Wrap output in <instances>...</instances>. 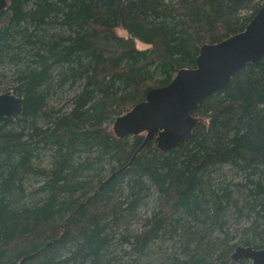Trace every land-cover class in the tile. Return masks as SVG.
<instances>
[{
  "label": "trees",
  "instance_id": "trees-1",
  "mask_svg": "<svg viewBox=\"0 0 264 264\" xmlns=\"http://www.w3.org/2000/svg\"><path fill=\"white\" fill-rule=\"evenodd\" d=\"M263 3L8 0L0 12V69L15 66L12 91L23 97V110L0 122V264L24 257L23 264H142L137 257L152 241L179 229L188 252L200 249L198 227L220 222L231 202L246 201L264 218V56L200 101L190 140L167 151L152 139L136 153L145 132L120 136L106 124L194 68L203 45L243 31ZM78 83L70 109L54 113L51 96ZM43 149L52 158L47 170L34 165ZM225 166L244 175L236 196L217 183ZM32 172L47 175L36 189L43 196L21 203ZM153 195L158 209L146 229L130 233ZM119 238L135 258L115 255ZM255 238L253 247L264 248ZM234 247L218 261L191 253L169 264H226Z\"/></svg>",
  "mask_w": 264,
  "mask_h": 264
},
{
  "label": "water",
  "instance_id": "water-1",
  "mask_svg": "<svg viewBox=\"0 0 264 264\" xmlns=\"http://www.w3.org/2000/svg\"><path fill=\"white\" fill-rule=\"evenodd\" d=\"M7 5L8 0H0V12ZM263 56L264 3L243 31L203 45L194 68L179 70L169 83L150 89L144 101L119 115L114 123L116 133L125 136L145 132L146 138L136 153L152 139L163 151L189 141L197 121L191 111L203 99L225 89L240 69ZM22 110V96L12 90L0 92V122H13ZM232 257L264 264V248L237 246Z\"/></svg>",
  "mask_w": 264,
  "mask_h": 264
},
{
  "label": "rangeland",
  "instance_id": "rangeland-1",
  "mask_svg": "<svg viewBox=\"0 0 264 264\" xmlns=\"http://www.w3.org/2000/svg\"><path fill=\"white\" fill-rule=\"evenodd\" d=\"M1 25V23H0ZM120 35L127 36V32L118 29ZM139 48H147L149 45H146L140 41H137ZM14 69L15 66L12 64H4L0 69V92H5L7 90H12L14 81ZM81 84H77L75 87L65 86L60 89L55 95L51 96L49 100V107L52 108L53 112L57 111H66L70 109L72 105V99L77 91V88ZM78 86V87H77ZM125 114V113H124ZM117 118V117H115ZM108 121L106 124L110 127L113 126L116 119ZM40 156L34 160V165L37 168H43L45 170L50 169L52 166V158L50 155V150L43 149ZM104 167V177L108 176L111 173V165L108 164V161L105 160L102 164ZM47 175L42 173H29L24 182L25 196L21 198V203H32L40 199L43 196V193L36 192V189L41 185L45 180ZM244 175L243 173L235 174L230 167L225 166L222 171V176L219 177V181H222L223 187L225 190H232L233 195L239 192L237 190V183L241 182ZM222 191V190H221ZM246 193V192H245ZM248 202V201H247ZM229 204L224 211V214L221 216V221L218 222L221 226L207 222L198 227L199 231H202V244L201 248L198 250H193L188 252L184 248V241H182L181 234L182 229H179L175 233H167L162 237H159L152 241L147 247L145 252L138 256L137 259L140 260L142 264H169L172 259L183 260L186 257H189L190 254L202 255L206 259L208 258L209 262L219 260L220 254L225 252V250L231 246L235 245L233 250L230 253L231 258L226 264H241L240 260H235L232 258L237 246H247L245 241L248 239L251 241V246H254L255 242L264 240V218L258 215L255 211L253 212L250 208V205L245 202H240L238 206H235L233 202ZM238 207V208H237ZM158 209V199L156 195L151 196L144 207L139 209L138 216L131 222L128 226L130 233L137 234L146 229V220L151 218L154 212ZM210 221V220H209ZM197 228V227H195ZM258 233V234H257ZM133 239V238H132ZM196 240L191 244V247L196 246ZM207 243H212L210 249L206 250ZM209 245V244H208ZM132 245L130 243L120 244V239L116 240L115 255L118 257H124V260H130L135 258L136 254L131 249ZM223 251V252H222ZM245 261V264H249L248 261L252 263L249 259H242ZM152 261V262H151Z\"/></svg>",
  "mask_w": 264,
  "mask_h": 264
},
{
  "label": "bare ground",
  "instance_id": "bare-ground-1",
  "mask_svg": "<svg viewBox=\"0 0 264 264\" xmlns=\"http://www.w3.org/2000/svg\"><path fill=\"white\" fill-rule=\"evenodd\" d=\"M24 194H25V193H24ZM237 208H238V207H237ZM119 239H120V238H119ZM151 262H152V261H151ZM19 263H20V262H19ZM19 263H18V264H19Z\"/></svg>",
  "mask_w": 264,
  "mask_h": 264
}]
</instances>
